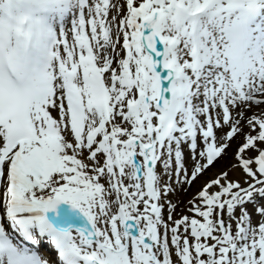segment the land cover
I'll return each mask as SVG.
<instances>
[{"label": "snow or ice", "instance_id": "obj_1", "mask_svg": "<svg viewBox=\"0 0 264 264\" xmlns=\"http://www.w3.org/2000/svg\"><path fill=\"white\" fill-rule=\"evenodd\" d=\"M0 264H264V0H0Z\"/></svg>", "mask_w": 264, "mask_h": 264}, {"label": "rangeland", "instance_id": "obj_2", "mask_svg": "<svg viewBox=\"0 0 264 264\" xmlns=\"http://www.w3.org/2000/svg\"><path fill=\"white\" fill-rule=\"evenodd\" d=\"M259 111H261V110L258 109V112H259ZM237 143H238V142H237ZM233 147L235 148V145H234ZM186 155H187V153H186ZM188 164L190 165V160L188 161ZM158 170H159V169H158ZM217 170H218V169H213V173H215ZM213 173H210L209 176H206V177L204 178V180H207L211 175H213ZM232 178H233V179H238V178H240V176H238L236 173H234L233 176H232ZM204 180H201V181H200L199 183H197V184H200V185H201V182H204ZM193 190H195V189H193ZM190 193H193V192L191 191ZM190 193H189L188 195H184V196H182V199H183V201H184V204H186V200L189 199ZM182 207H183V205H182ZM250 210H251V209H250ZM185 214H189V213H187L186 208H185ZM179 216H180V213L177 212V218H179ZM166 217H167V213L165 212V218H166ZM255 219H257V218L254 217V220H255Z\"/></svg>", "mask_w": 264, "mask_h": 264}, {"label": "bare ground", "instance_id": "obj_3", "mask_svg": "<svg viewBox=\"0 0 264 264\" xmlns=\"http://www.w3.org/2000/svg\"><path fill=\"white\" fill-rule=\"evenodd\" d=\"M201 187H202V185L200 186V184H196L195 187L193 188L195 190H192V192H196L197 190L199 191ZM191 197H192V195H191Z\"/></svg>", "mask_w": 264, "mask_h": 264}]
</instances>
